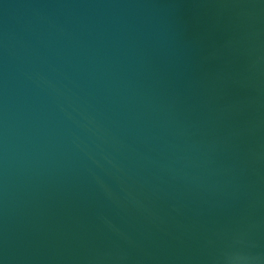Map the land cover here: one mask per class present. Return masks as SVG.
<instances>
[{"label":"water","instance_id":"obj_1","mask_svg":"<svg viewBox=\"0 0 264 264\" xmlns=\"http://www.w3.org/2000/svg\"><path fill=\"white\" fill-rule=\"evenodd\" d=\"M0 264H264V0H0Z\"/></svg>","mask_w":264,"mask_h":264}]
</instances>
